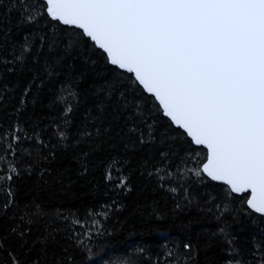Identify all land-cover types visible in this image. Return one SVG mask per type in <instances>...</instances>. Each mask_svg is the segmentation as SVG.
<instances>
[{"label":"snow or ice","instance_id":"obj_1","mask_svg":"<svg viewBox=\"0 0 264 264\" xmlns=\"http://www.w3.org/2000/svg\"><path fill=\"white\" fill-rule=\"evenodd\" d=\"M77 60L85 66L79 71ZM89 67L94 79L82 89ZM9 75L20 79L10 86ZM53 78L47 103L55 118L47 127L57 146L73 150L80 175L90 157L104 155L105 184L127 193V170L139 155V174L170 193L176 209L199 208L223 225L211 234L215 264H264V0H0V107L22 84L14 111L31 106L34 115L39 91ZM38 128L31 118L0 125L5 210L15 203L12 182L21 172L8 157L24 140L43 156L49 145ZM241 212L257 227L247 260L227 222L241 223ZM70 215L74 227L86 228ZM33 216L68 219L38 206ZM58 232L40 237L45 251ZM88 239L86 232L80 245ZM182 250L167 251L170 264H199L198 245L185 242Z\"/></svg>","mask_w":264,"mask_h":264},{"label":"trees","instance_id":"obj_2","mask_svg":"<svg viewBox=\"0 0 264 264\" xmlns=\"http://www.w3.org/2000/svg\"><path fill=\"white\" fill-rule=\"evenodd\" d=\"M15 39L20 37L15 36ZM83 67L77 60L76 70ZM92 73L89 67L82 89H87L94 79ZM18 79L9 75L5 77V82L12 86ZM22 86H16V95L9 92L5 97L3 107H0V125L9 127L14 120L31 118L32 126L40 125L37 131L49 146L41 150L43 156H40L36 145L24 140L17 146L16 157H8L19 161L17 166L21 172L12 182L15 203L5 210L3 205L7 200L0 196V252L3 253L0 260L7 261L11 257L19 260L20 264H34L38 258L39 264H68L71 257L72 264H170L167 251L172 250L179 256L183 251L182 244L190 241L193 247L199 246V264H215L219 246L211 234L223 225L214 216L196 207L176 209L170 193L158 188L154 180L139 174V155L127 170L131 188L127 193L105 184L104 155L90 157L87 174L80 175V165L73 157V150L57 146L47 127L55 118L47 101L56 90V79L53 78L51 83L46 81L39 91L42 103L37 105L34 115L31 106L26 113L18 115L14 111ZM50 152L54 153V157L49 155ZM4 168L5 165L0 164V171ZM191 190L195 193L198 186L193 185ZM37 206L53 218L63 213L68 219H56L55 223L47 217L36 219L33 213ZM153 207L159 218L152 212ZM89 210L98 215L89 217ZM105 210L107 216L104 215ZM70 214H75L86 228L74 227ZM22 216L25 218L23 221ZM239 216L241 223L237 224L230 216L227 222L232 234L239 237L238 247L247 260L251 258L252 251L250 237L257 232V227L242 212ZM29 217H32L30 225ZM94 221L98 222V229L93 227ZM259 226L264 227V219H260ZM54 227L59 232L55 241L49 240L45 251L40 237ZM26 228L30 231L21 236V230ZM13 229L16 231L13 232ZM86 232L90 239L80 245L79 241L84 240ZM207 245L212 247L206 249Z\"/></svg>","mask_w":264,"mask_h":264}]
</instances>
